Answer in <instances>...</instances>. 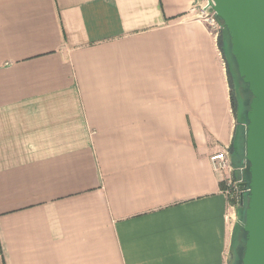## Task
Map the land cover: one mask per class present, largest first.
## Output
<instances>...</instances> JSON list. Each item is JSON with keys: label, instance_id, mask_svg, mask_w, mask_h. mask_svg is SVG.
Instances as JSON below:
<instances>
[{"label": "crops", "instance_id": "crops-1", "mask_svg": "<svg viewBox=\"0 0 264 264\" xmlns=\"http://www.w3.org/2000/svg\"><path fill=\"white\" fill-rule=\"evenodd\" d=\"M204 2L0 0V264L233 263Z\"/></svg>", "mask_w": 264, "mask_h": 264}, {"label": "water", "instance_id": "water-1", "mask_svg": "<svg viewBox=\"0 0 264 264\" xmlns=\"http://www.w3.org/2000/svg\"><path fill=\"white\" fill-rule=\"evenodd\" d=\"M228 32L232 56L252 100L247 115L249 198L242 264H264V0H209Z\"/></svg>", "mask_w": 264, "mask_h": 264}, {"label": "rangeland", "instance_id": "rangeland-1", "mask_svg": "<svg viewBox=\"0 0 264 264\" xmlns=\"http://www.w3.org/2000/svg\"><path fill=\"white\" fill-rule=\"evenodd\" d=\"M220 53L223 59L224 66L227 69L229 78L231 98L234 108L235 122L237 124L238 136L235 138V143L231 149L234 158V174L231 178L230 187L228 190L229 202L232 207V217L234 225V237L232 247V264H242L244 254L246 233L244 231L245 213L248 206L249 198V164L246 165V153L243 150L242 138L239 133L247 130L248 126V112L252 100V95L248 87L240 78L238 68L231 52V44L226 31L222 32L218 40Z\"/></svg>", "mask_w": 264, "mask_h": 264}, {"label": "built area", "instance_id": "built-area-1", "mask_svg": "<svg viewBox=\"0 0 264 264\" xmlns=\"http://www.w3.org/2000/svg\"><path fill=\"white\" fill-rule=\"evenodd\" d=\"M191 11L197 20L204 22L207 25L211 35L218 42L222 32L225 31V27L223 23L218 19L213 9L209 6V0H205L204 4L201 6H199L198 4L194 5L191 8ZM211 160L214 168L219 172L230 174L233 171V165L230 161L229 152H220L213 156ZM247 163L248 162L246 160V165ZM231 181L232 180H229L228 187H230Z\"/></svg>", "mask_w": 264, "mask_h": 264}, {"label": "trees", "instance_id": "trees-1", "mask_svg": "<svg viewBox=\"0 0 264 264\" xmlns=\"http://www.w3.org/2000/svg\"><path fill=\"white\" fill-rule=\"evenodd\" d=\"M226 31V34L228 35V32L227 30L225 29ZM229 37V35H228ZM244 83V82H243ZM246 85V84H245ZM247 86V85H246ZM248 87V86H247ZM232 99V98H231ZM233 104V103H232ZM234 107V106H233ZM234 111V110H233ZM246 133H247V130H244L242 132L239 133L240 137L242 138V146H243V150H245V153H246ZM238 136V133H237V130H236V135H235V138H237ZM246 155V154H245ZM248 178H249V183H250V174H249V171H248ZM248 187H249V184H248ZM234 237V236H233Z\"/></svg>", "mask_w": 264, "mask_h": 264}]
</instances>
